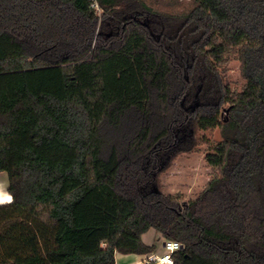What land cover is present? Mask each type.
Instances as JSON below:
<instances>
[{
    "label": "trees",
    "instance_id": "1",
    "mask_svg": "<svg viewBox=\"0 0 264 264\" xmlns=\"http://www.w3.org/2000/svg\"><path fill=\"white\" fill-rule=\"evenodd\" d=\"M0 0V264H264V0ZM236 55L245 84L232 90ZM222 139L197 198L160 179Z\"/></svg>",
    "mask_w": 264,
    "mask_h": 264
},
{
    "label": "rangeland",
    "instance_id": "2",
    "mask_svg": "<svg viewBox=\"0 0 264 264\" xmlns=\"http://www.w3.org/2000/svg\"><path fill=\"white\" fill-rule=\"evenodd\" d=\"M226 78L232 90H242L245 80L236 55L228 59ZM199 135L204 138V141L199 142L198 150L193 153L181 154L171 168L161 176L160 183L165 194L181 193L186 200L195 199L216 173L215 169L208 166L205 155L222 139L220 130L216 128L215 130L200 131Z\"/></svg>",
    "mask_w": 264,
    "mask_h": 264
},
{
    "label": "crops",
    "instance_id": "3",
    "mask_svg": "<svg viewBox=\"0 0 264 264\" xmlns=\"http://www.w3.org/2000/svg\"><path fill=\"white\" fill-rule=\"evenodd\" d=\"M13 200L12 195L9 192V177L6 172H0V205L11 203ZM143 242L152 246L155 245L156 249L154 253H162L163 243L166 240L162 233L156 231L155 229H150L148 232L142 236ZM151 252V253H153ZM148 254H123L117 252L115 255V264H154L146 263L144 260L149 255Z\"/></svg>",
    "mask_w": 264,
    "mask_h": 264
},
{
    "label": "built area",
    "instance_id": "4",
    "mask_svg": "<svg viewBox=\"0 0 264 264\" xmlns=\"http://www.w3.org/2000/svg\"><path fill=\"white\" fill-rule=\"evenodd\" d=\"M93 8L97 11L98 14H100L101 9L98 5L97 0H93ZM182 248V245L178 241H172V240H165L163 243V250L162 253H150L146 258V263H154V264H173L174 259L173 255L176 251L180 250Z\"/></svg>",
    "mask_w": 264,
    "mask_h": 264
}]
</instances>
